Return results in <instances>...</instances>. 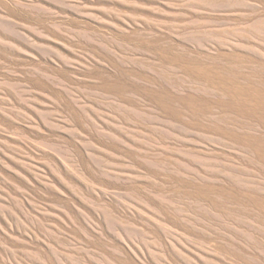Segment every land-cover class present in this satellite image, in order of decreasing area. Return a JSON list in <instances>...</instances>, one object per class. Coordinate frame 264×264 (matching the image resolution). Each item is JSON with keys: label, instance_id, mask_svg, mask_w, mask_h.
Here are the masks:
<instances>
[{"label": "rangeland", "instance_id": "rangeland-1", "mask_svg": "<svg viewBox=\"0 0 264 264\" xmlns=\"http://www.w3.org/2000/svg\"><path fill=\"white\" fill-rule=\"evenodd\" d=\"M0 264H264V0H0Z\"/></svg>", "mask_w": 264, "mask_h": 264}]
</instances>
